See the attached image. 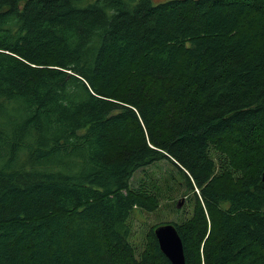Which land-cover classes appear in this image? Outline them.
<instances>
[{"label": "trees", "instance_id": "obj_1", "mask_svg": "<svg viewBox=\"0 0 264 264\" xmlns=\"http://www.w3.org/2000/svg\"><path fill=\"white\" fill-rule=\"evenodd\" d=\"M165 162L187 264H264V0H0V264H172Z\"/></svg>", "mask_w": 264, "mask_h": 264}, {"label": "rangeland", "instance_id": "obj_2", "mask_svg": "<svg viewBox=\"0 0 264 264\" xmlns=\"http://www.w3.org/2000/svg\"><path fill=\"white\" fill-rule=\"evenodd\" d=\"M138 0H134L136 2ZM154 3H160L166 0H152ZM174 167H171L167 162L165 164L150 165L145 170H138L133 178L136 186L140 185L142 179L148 186L151 182L156 183V187L160 193L161 201L154 211H146L135 217L133 221L135 245L138 250H141L144 245V237L150 225H161L166 223L180 222L187 219L193 210L191 201V192L186 191L185 183L181 177L177 180L171 178L168 173H175ZM171 181L169 182L168 179ZM173 179V180H172Z\"/></svg>", "mask_w": 264, "mask_h": 264}, {"label": "water", "instance_id": "obj_3", "mask_svg": "<svg viewBox=\"0 0 264 264\" xmlns=\"http://www.w3.org/2000/svg\"><path fill=\"white\" fill-rule=\"evenodd\" d=\"M264 181V171L262 173ZM154 233L162 252L172 264H187L183 238L175 224L166 223L155 227Z\"/></svg>", "mask_w": 264, "mask_h": 264}]
</instances>
